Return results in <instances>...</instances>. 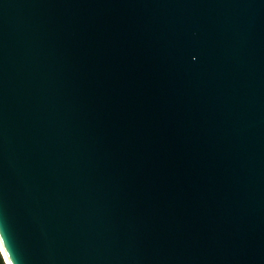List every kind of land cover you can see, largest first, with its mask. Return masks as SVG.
<instances>
[{"label":"water","instance_id":"1","mask_svg":"<svg viewBox=\"0 0 264 264\" xmlns=\"http://www.w3.org/2000/svg\"><path fill=\"white\" fill-rule=\"evenodd\" d=\"M0 252L264 264V0H0Z\"/></svg>","mask_w":264,"mask_h":264},{"label":"trees","instance_id":"2","mask_svg":"<svg viewBox=\"0 0 264 264\" xmlns=\"http://www.w3.org/2000/svg\"><path fill=\"white\" fill-rule=\"evenodd\" d=\"M0 264H4L3 261H2V259H1V256H0Z\"/></svg>","mask_w":264,"mask_h":264},{"label":"bare ground","instance_id":"3","mask_svg":"<svg viewBox=\"0 0 264 264\" xmlns=\"http://www.w3.org/2000/svg\"><path fill=\"white\" fill-rule=\"evenodd\" d=\"M1 253V252H0ZM2 255V254H1ZM4 260V259H3ZM5 262V261H4Z\"/></svg>","mask_w":264,"mask_h":264}]
</instances>
